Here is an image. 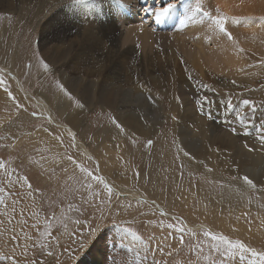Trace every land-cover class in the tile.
Segmentation results:
<instances>
[{"label": "rangeland", "instance_id": "1", "mask_svg": "<svg viewBox=\"0 0 264 264\" xmlns=\"http://www.w3.org/2000/svg\"><path fill=\"white\" fill-rule=\"evenodd\" d=\"M12 1L14 9L0 7V264H249L250 253L240 259L215 251L212 245L216 241L206 232L240 240L247 247L264 252V187L260 184L264 165H253L251 160V156L264 159V143L259 139L264 131L262 33L244 30V34L241 30L245 28L238 25L239 40L234 42L213 23L207 25L211 28L208 39L213 40L219 32V42L224 40L238 49L231 69L217 71L213 61L221 60V54L213 48L214 42L207 41V66L200 71L188 52L195 48L194 44L182 42L187 36L185 29H180L184 27L182 10L186 4L196 6L194 0H151V9H155L156 2L160 7L174 4L173 12H179L176 28L165 30L169 33L153 26L149 19L152 12L144 11L148 4L143 3L150 0H94V7L89 4L88 8L100 22L106 20L103 12H107L118 25L120 40L131 28L138 34L144 30L145 35L152 28L159 29L151 31L152 42H142L153 52L143 44L141 48L135 36L130 46L140 52L121 55L123 58L119 52L129 44L120 42L116 51L104 53L99 46L88 47L74 38L71 39L75 43L68 40L50 52L51 44L47 36L40 38L41 31H48L45 27L50 25L60 29L61 24L79 22L82 10L68 8L70 2L77 0ZM256 1L238 0V8H252L250 16H264V0ZM256 4L260 6L254 7ZM206 7L207 10L200 7L201 12L193 18H207L203 13L215 9L212 5L211 9ZM215 10L210 14L215 15ZM227 22L226 32L231 33ZM178 28L185 39L174 41ZM150 43H154L152 47ZM146 54L155 57L153 66L148 65ZM93 56L103 63L100 75L90 63ZM175 59L182 62L180 81L171 88L165 77ZM41 61L48 65L47 70ZM147 65L151 71L145 68ZM122 70L129 71L128 82L121 78ZM137 70L139 79L134 80L131 74ZM197 71L202 72V77ZM62 73L69 81L77 76L85 80L70 87L63 83ZM103 76L112 84L105 85ZM88 79L98 82L89 102L88 94L82 93L89 89ZM57 81L70 95L61 91ZM100 90L112 93L105 104L96 100ZM140 91L154 96L138 98L135 93ZM38 94L50 101L47 113L36 101ZM201 96L209 102L198 105L196 100ZM229 99L231 110L227 109ZM245 99L253 102L254 112L242 105ZM238 114L244 116V123ZM74 117L76 121L72 123ZM127 120L133 123L127 124ZM189 130L199 139L192 137ZM177 138L187 145H206V152L211 154L196 159L187 153L199 166L189 165L176 147ZM244 175L253 180L254 188L240 179ZM116 188L139 191V197L118 195Z\"/></svg>", "mask_w": 264, "mask_h": 264}, {"label": "bare ground", "instance_id": "2", "mask_svg": "<svg viewBox=\"0 0 264 264\" xmlns=\"http://www.w3.org/2000/svg\"><path fill=\"white\" fill-rule=\"evenodd\" d=\"M14 1H16V0H14ZM21 1V0H20ZM31 1V0H30ZM61 1V0H60ZM64 2H66V0H63ZM94 0H91V2H93ZM100 1V0H99ZM98 1V2H99ZM152 1H154V0H152ZM160 1H162V3H163V0H160ZM160 1H158V2H160ZM164 1H166V0H164ZM246 1V0H245ZM252 1V0H251ZM259 1V0H258ZM258 1H256V2H258ZM96 2H97V0H96ZM140 2V1H139ZM138 2V3H139ZM194 2H195V4H196V6H199V7H202L203 6V8L204 9H206L207 7L206 6H208V7H210V9H211V5H212V8L213 7H215V9H213V10H215V15H212V14H210L211 12L209 11V14L210 15H212V16H220V15H223V16H229V17H232V16H236V17H240V15H242V16H250L249 15V13L251 12V9L252 8H248V7H245V8H243V9H239L238 8V3L240 2H238V0H194ZM254 2V1H253ZM18 3H20V2H18ZM23 3V2H22ZM21 3V4H22ZM100 3V2H99ZM102 3V2H101ZM105 3V2H104ZM103 3V4H104ZM251 3V2H250ZM16 4H17V1H16ZM24 4V3H23ZM22 4V5H23ZM84 4H86L85 6H82L83 4L82 3H79V2H75V1H73V2H70L68 5H69V7L68 8H72V9H81L82 11H81V15H80V20H79V22H71V23H69V24H61V28L60 29H57L55 26H52V25H50V26H46L45 27V25H44V27L48 30V31H45L44 29L41 31V33L43 34L40 38L41 39H45L46 38V36H47V39H48V44H51V45H49V51L51 52L52 50H54V49H56L58 46L60 47V45L61 44H64V43H66L68 40H71V41H73L71 38H74L75 40H77V41H79V42H81V43H84V44H86L88 47H91L92 45H97V46H99L100 48H101V50H103L104 51V53H108L107 51H116V49L118 48V45L120 46V42H121V44H129V47H125V49H123V51L122 52H119V50H120V48H119V50H118V52H119V57L122 55H124V54H127V53H132V55L134 54V55H136V53L138 54V52H140V51H138V49H136V48H134L133 46H130V44L131 43H133L134 42V36H135V40L136 39H138L137 41V43H139L140 45V47L142 48V45L141 44H143L144 42L143 41H147V42H145V43H147L148 44V41L149 42H152L151 40H152V38L154 37L152 34H153V32H156V31H160L159 29H154V28H152L151 29V31H153V32H151V31H147V33H146V35H145V33L143 32V31H141L140 32V34L141 35H143V37L142 36H140V34H138V32L139 31H136V29H135V31L134 32H136L138 35L137 36H139L138 38H136L137 36L136 35H134V32H131V31H133L134 29H130L129 30V32H128V35L126 36V34H125V37H124V39H122V37H121V40H120V37L118 36L119 34H118V25H116L115 23H114V21H113V19L110 17V15L107 13V12H103V10H102V12H103V14L105 15V17H106V20L105 21H102V22H100V21H98L97 19H96V14L95 13H93L88 7H89V3H84ZM93 4H95V3H93ZM144 5H147L148 4V8L151 6V0H150V2L148 3V2H144L143 3ZM156 6H155V5ZM21 5V6H22ZM57 5V4H56ZM153 5L155 6L154 8H158V6L160 7V4H158V3H153ZM248 5V4H247ZM252 5V4H251ZM257 5V4H256ZM253 5L254 7H258V6H260V5ZM13 7V1L12 0H0V7ZM87 6V7H86ZM98 6V5H97ZM163 6V5H162ZM196 6H191L190 4H186L185 6H184V9L182 10V13H183V20H185L186 18H188V17H190L191 15H192V13H193V11H194V9H195V7ZM20 7V6H19ZM62 7V6H61ZM91 7V6H90ZM106 7V6H105ZM152 7V6H151ZM166 7V6H165ZM220 10V11H222L221 13L219 12V11H217L218 9ZM66 8V7H65ZM101 8H104V5H103V7H101ZM262 8H264V6L262 7ZM261 8V9H262ZM5 9H7V8H5ZM13 9H14V7H13ZM57 9V8H56ZM94 9H96V8H94ZM93 9V10H94ZM135 9V8H134ZM145 9V8H144ZM191 9V10H190ZM209 9V10H210ZM18 10V9H17ZM21 10V9H20ZM139 10H140V8H139ZM154 10V9H153ZM207 10V9H206ZM254 10V9H253ZM264 9H262L261 11H263ZM95 11V10H94ZM135 11V10H134ZM256 11V10H255ZM5 12H6V10H5ZM7 12H9V10L7 11ZM40 12V11H39ZM72 12V11H71ZM96 12V11H95ZM207 12V11H206ZM220 14H219V13ZM59 13V12H58ZM142 13V12H141ZM145 13V12H144ZM179 13V12H178ZM178 13L177 12H173V9H171L170 10V12H169V14L166 16L167 17V19L168 20H165V18H163L160 22H157L156 20H155V18H154V15H153V13H151V17L149 18L150 19V21H151V23H153V26H157V27H160V29L161 30H164V32H165V30L166 29H169V28H176V25L178 24ZM200 13V12H199ZM213 13V12H212ZM253 13V12H252ZM256 13V12H255ZM74 14V13H73ZM121 14V13H120ZM147 14V13H146ZM145 14V15H146ZM198 14V13H197ZM214 14V13H213ZM244 14V15H243ZM254 14V13H253ZM128 15V14H127ZM141 15V14H140ZM149 15V14H148ZM199 15H201V14H199ZM44 16V15H43ZM150 16V15H149ZM171 16H173V17H171ZM260 16H263V15H261V13H260V15H256V16H252V17H260ZM126 17V16H125ZM143 17V16H142ZM178 17V18H177ZM196 17V16H195ZM121 18H123L122 16H121ZM129 18V17H128ZM209 19V18H208ZM207 18H202V17H197V18H192V19H187V21L185 20V24H182L184 27H181L180 29H185V35L187 36V39H185V36L184 37H182V32H180V29L178 28V29H176V31H175V34H174V36H173V34H172V36L174 37V41H176V38H182V39H185V40H183L182 42H184V41H186V42H193V44H194V47L196 48H194V49H191V48H189L188 49V52H189V50H190V52H189V55H190V59L192 60V62L194 63V65H195V67H198L199 68V70L200 71H203V69H204V67H205V65H206V63L204 62V60L206 61V55L204 56V46L206 47V42L207 41H209V42H214L213 44V48H215V51H216V53L219 55V54H221V60H215V61H213L214 60V58L212 59V61H213V66H214V68L217 70V71H221V70H225V69H228V68H230V67H232V64H233V62H234V60L236 59V55H237V50H236V47L237 46H233L232 47V45L231 44H228L226 41H221V42H219L218 40L219 39H221V38H219L220 37V35H218L219 34V32H217L218 34L217 35H215V37L213 38V40H211V39H208V32H210V27L208 28V26L207 25H212L211 23L212 22H210L209 23V21L210 20H208ZM48 20H49V18H48ZM65 20V19H64ZM78 20V19H77ZM138 20V22H139V19H137ZM136 20V21H137ZM44 21V20H43ZM42 21V22H43ZM121 21V20H120ZM146 22H147V20H146ZM240 22H243L242 24H245L244 22L245 21H240ZM64 23V22H63ZM228 24H229V26L228 27H230L231 29V34H232V41H234V42H236V40L239 38L238 37V30H239V26H241L242 27V29L243 28H245V29H243V30H241L242 31V33H244V34H247L246 32H252V31H257V32H260V33H262L263 35H264V28H262L261 27V24H260V22L259 21H255V22H253V23H248V24H245V25H247L246 27H244L245 25H242L241 23V25L240 24H238V23H233L231 20H228V22H227ZM40 24V23H39ZM48 24V23H47ZM121 24L123 25V26H126V23H125V21L124 20H122L121 21ZM128 24V23H127ZM169 24H171L172 25V27H171V25H169ZM175 24V25H174ZM258 24L260 25V26H258ZM43 25V24H42ZM239 25V26H238ZM41 27V26H40ZM43 27V28H44ZM174 28V29H175ZM213 28V27H212ZM61 29H63V32L62 31H60ZM138 30V29H137ZM244 30H247L246 32L244 31ZM215 33H216V29H214L213 30ZM212 32V31H211ZM214 32H212L213 34H214ZM143 33V34H142ZM165 33H169V32H165ZM46 34V35H45ZM159 34H161V33H159ZM164 34V33H163ZM256 34V33H255ZM258 35V34H257ZM70 36V37H69ZM72 36V37H71ZM147 36V37H146ZM150 36H153L152 38H151V40H150ZM219 36V37H218ZM249 36H250V34H249ZM173 37H170V38H172L173 39ZM211 37V36H210ZM213 37V36H212ZM169 38V39H170ZM246 38V37H245ZM241 39V38H240ZM242 39H244V36H243V38ZM250 39H253L252 37L250 38ZM262 39V38H261ZM239 40V39H238ZM40 41V40H39ZM118 41H119V43H118ZM174 41H172V42H174ZM177 41H178V39H177ZM243 41V40H242ZM245 41V40H244ZM74 43H75V41H73ZM143 42V43H142ZM171 42V41H170ZM182 42H180V41H178V43H181L182 44ZM209 42H207V43H209ZM43 43V42H42ZM41 43V44H42ZM241 43V42H240ZM245 43V42H244ZM47 44V43H46ZM72 44V43H71ZM151 44V47H152V44H154V43H150ZM184 44V43H183ZM242 44V43H241ZM262 44V43H261ZM58 45V46H57ZM122 45V46H123ZM133 45V44H132ZM143 45H145L146 46V44H143ZM187 45V44H186ZM240 45V44H239ZM238 45V46H239ZM62 46V45H61ZM71 46V45H70ZM80 46H81V44H80ZM79 46V47H80ZM83 46V45H82ZM144 46V47H145ZM256 46H258V45H256ZM262 46H264V42H263V45ZM45 47H48V46H45ZM95 47V46H94ZM143 47V48H144ZM149 46L147 45L145 48H148ZM191 47V46H190ZM42 48H43V46H42ZM63 48H64V46H63ZM240 48H241V46H240ZM46 49V48H45ZM65 49V48H64ZM85 49V48H84ZM89 49V48H88ZM95 50H96V47L94 48ZM148 49H150V47L148 48ZM147 49V50H148ZM237 49H238V47H237ZM59 50V49H58ZM66 50V49H65ZM82 50V49H81ZM143 50V49H142ZM151 51H152V48L150 49ZM249 50V49H248ZM256 50V49H255ZM259 51H260V49H258ZM43 51H44V49H43ZM55 51V50H54ZM67 51V50H66ZM71 51V50H70ZM99 51H100V49H99ZM157 51H159V50H157ZM214 51V52H215ZM257 51V50H256ZM255 51V52H256ZM61 52V51H60ZM87 52V51H86ZM146 51H142V53L144 54ZM148 52V51H147ZM153 52V51H152ZM161 52H163V51H161ZM166 52H167V50H166ZM175 52V51H174ZM49 53V52H48ZM55 53V52H54ZM67 53H69V52H67ZM97 53V52H96ZM113 53V52H112ZM160 53V52H159ZM164 53V52H163ZM176 53V52H175ZM259 53V52H258ZM262 54H263V52H261ZM44 54V53H43ZM46 54V53H45ZM70 54H71V52H70ZM70 54H68V55H70ZM157 54V53H156ZM162 54V53H161ZM161 54H159V55H161ZM170 54V53H169ZM57 55H58V53H57ZM91 55V54H90ZM96 56H97V54H95ZM100 55V54H99ZM114 55V54H113ZM129 55V54H128ZM128 55H126V57L128 56ZM188 55V54H187ZM51 56V55H50ZM96 56H93V58L91 59L92 60V62H90L91 64H92V67L95 69V72L96 73H99V75L101 74V66L103 65V63L101 62V61H99V60H95L97 57ZM121 56V57H122ZM130 56V55H129ZM138 56V55H137ZM146 57H147V54L145 55ZM47 58V57H46ZM84 58V57H83ZM112 58V57H111ZM115 58H116V56H115ZM123 58V57H122ZM131 58V57H130ZM138 58V57H137ZM148 59L147 60H149V62H148V65H152L153 66V64L151 63V61L153 60V58H155V57H147ZM93 59H94V61H93ZM127 59V58H126ZM128 59H129V57H128ZM140 59H142V58H140ZM159 59V58H158ZM211 59V58H210ZM116 60H118V59H116ZM122 61H123V59H121ZM125 60V59H124ZM138 60V59H137ZM82 61H83V59H82ZM131 61V60H130ZM129 61V62H130ZM162 61V60H161ZM97 62H100V64L99 63H97ZM106 62H108V61H106ZM118 62H120V61H118ZM118 62H117V64H118ZM124 62V61H123ZM156 62V61H155ZM155 62H153V63H155ZM256 62V61H255ZM254 62V63H255ZM81 62H79V64H80ZM83 63H85V62H83ZM114 63V62H113ZM126 63H128V62H126ZM131 63H133V62H131ZM131 63H128V65L129 64H131ZM53 64V63H52ZM123 64V63H122ZM122 64H119L118 66H121ZM158 64V63H157ZM190 64V63H189ZM257 64V63H256ZM57 65V64H56ZM55 65V66H56ZM85 65V64H84ZM86 65H88V62H87V64ZM142 65V64H141ZM148 65L145 67V68H147V70H152V69H149L148 68ZM183 65H184V62H183ZM258 65V64H257ZM257 65H256V67H257ZM118 66H116V67H118ZM140 66V65H139ZM143 66V65H142ZM181 66H182V62L181 61H178L177 59H175L174 60V63H173V65L171 66V68H170V70H169V75H167L166 77L165 76H161V77H165L168 81H167V83H169L170 85H171V88H172V86H174V85H176L179 81H180V73H179V71H180V68H181ZM207 66V65H206ZM260 66H261V63H260ZM85 67V66H84ZM88 67H90V66H88ZM110 67V66H109ZM123 67H125V66H123ZM130 67V66H129ZM254 67V66H253ZM252 67V68H253ZM91 68V67H90ZM128 68V67H127ZM133 68V67H132ZM137 68H138V66H137ZM117 69V68H116ZM123 69V68H122ZM131 69V68H130ZM143 69V68H142ZM231 69V68H230ZM248 69V68H247ZM249 69H251V68H249ZM124 70H126V69H124ZM134 70H136V69H134ZM253 71H254V68L252 69ZM94 71V70H93ZM110 71H113V69L112 70H110ZM116 71V70H115ZM139 70H137V71H132L133 73V75L131 74V76H133V78H134V80H136V78L135 77H137L138 75H139V72H138ZM91 73H92V71H90ZM117 72V71H116ZM122 72H123V70H122ZM129 71H124L123 73H122V75H123V77L121 76V78H123V79H126L125 81L126 82H128L127 80V78L130 76V74L128 73ZM142 72V71H141ZM145 72V71H144ZM109 73H111V72H109ZM114 73V72H113ZM146 73V72H145ZM171 73V74H170ZM197 73H198V75L200 76V77H202V72H199V71H197ZM246 73V72H245ZM252 73V72H251ZM250 73V74H251ZM148 74H149V71H148ZM249 74V73H248ZM91 75V74H90ZM107 75V74H106ZM117 75V74H116ZM121 74H119L118 76H120ZM134 75H136V76H134ZM206 75L207 76H209V77H211V78H213L214 76L213 75H211V74H209V73H206ZM112 76V75H111ZM110 76V77H111ZM62 77H63V79H62V81H63V83L65 84V85H67V86H72V85H81L82 83H83V79L84 78H82L81 76H77L76 78H72V80H67V78H66V76L62 73ZM96 78V77H95ZM99 78H100V76H99ZM119 78V77H118ZM133 78H131V79H133ZM112 79H114V78H112ZM130 79V80H131ZM139 78L137 77V80H138ZM153 79H154V81H160L159 79H156L155 77H153ZM85 80V79H84ZM89 81H88V83L90 84V86H88L89 87V89L88 90H82V93H87L88 94V100H87V102H89L93 97H94V90H95V85L97 86L98 84V82H97V80H94V79H88ZM117 80H119V79H117ZM101 81L103 82V83H105V85H107V84H112V80L111 81H108V79H107V76L105 77V76H103V77H101ZM115 81V80H114ZM123 81V80H122ZM119 82L121 83V81L119 80ZM119 82H118V85H121V84H119ZM115 83V82H114ZM116 83H117V81H116ZM88 84V85H89ZM123 84H126V83H123ZM162 84V83H161ZM168 84V85H169ZM117 86V85H116ZM115 85H114V87L118 90V88L116 87ZM164 86V85H163ZM229 86V85H228ZM112 87V86H111ZM113 87V88H114ZM121 87V86H120ZM97 88V87H96ZM99 88H101V87H99ZM105 89H106V87H104ZM103 88V89H104ZM122 88H124V85H123V87ZM128 88V87H127ZM131 88V87H130ZM72 89V88H71ZM110 89V88H109ZM112 89V88H111ZM134 89V88H133ZM170 88L169 87H167V90H169ZM116 90V91H117ZM181 90L183 91V89L181 88ZM115 91V90H114ZM115 91V92H116ZM78 92H81V91H78ZM185 92V91H184ZM105 93H107V91L106 90H104V92H103V90L101 91H99V94H98V98L96 99V100H98L101 104H105L106 103V101L108 100V98L110 97V98H112V93H111V91L109 92L111 95H109V94H105ZM122 93H124V91L122 92ZM116 94V93H115ZM118 94H120V93H118ZM128 94V93H127ZM131 94V93H130ZM136 94V97H138V98H142V99H149V96H150V98H152L153 96H154V94H153V96L152 95H150L149 93H145V92H136L135 93ZM59 95V94H58ZM114 95V94H113ZM121 95V94H120ZM170 95V94H169ZM123 96V95H122ZM126 96V95H125ZM79 97V96H78ZM82 97V96H81ZM116 97V96H115ZM120 97V96H119ZM133 97V96H132ZM168 97H171V96H168ZM123 98V97H122ZM113 99H115L114 98V96H113ZM82 100V99H81ZM117 100V99H116ZM36 101H37V103H38V105H39V107L41 108V109H43L46 113L48 112V105L50 104V101L46 98V96L45 95H43V94H38L37 96H36ZM65 101V100H64ZM112 101H114V100H112ZM122 101V100H121ZM174 101V100H173ZM125 102V101H124ZM125 103H127V102H125ZM85 104V103H84ZM96 104V103H95ZM122 104V103H121ZM144 104V103H143ZM57 105H59V104H57ZM67 105V104H66ZM65 105V106H66ZM154 106V105H153ZM59 107V106H58ZM87 107H88V104H87ZM134 107V106H133ZM149 108L151 107V108H153L152 106H148ZM154 107H156V106H154ZM50 108H51V106H50ZM53 108V107H52ZM63 108V107H62ZM90 108V107H89ZM123 108V107H122ZM131 108V107H130ZM139 108V107H138ZM60 109V108H59ZM127 109V108H126ZM133 109V108H132ZM175 109V108H174ZM66 110V109H65ZM70 110V109H69ZM152 110V109H151ZM150 110V111H151ZM154 112V111H153ZM76 113V112H75ZM146 113H147V111H146ZM173 113V112H172ZM126 114V113H125ZM131 114H133V115H135L136 114V112H132ZM148 114H149V110H148ZM153 114V113H152ZM233 114V113H232ZM67 115V114H66ZM130 115V114H129ZM149 115H151V114H149ZM154 115V114H153ZM171 115V114H170ZM65 116V115H64ZM74 116H75V114H74ZM77 116V115H76ZM82 116V115H81ZM119 117H123V115H119ZM68 118V117H67ZM165 118H167V117H165ZM127 119V118H126ZM157 119H159V118H157ZM132 120V119H131ZM71 121H73L72 123H75V121H76V119H75V117L71 120ZM120 122H123V121H120ZM77 123V122H76ZM80 123V122H79ZM126 123L128 124V123H131V122H129V120H127L126 121ZM124 124L123 126L124 127H126L127 126V124ZM133 123V122H132ZM131 123V124H132ZM74 124H72V126H73ZM130 125V124H129ZM160 125V124H159ZM74 127H76L75 125H74ZM82 127V126H81ZM135 127V126H134ZM67 128H68V130H70V132L71 133H74V130H73V128L71 127L70 128V126H67ZM128 129V128H127ZM127 129H125L124 131H126ZM132 129V128H131ZM135 129H137V128H135ZM139 129V128H138ZM137 129V130H138ZM79 130V129H78ZM135 131V130H134ZM206 131V130H205ZM133 132V131H132ZM139 132V131H138ZM145 132V131H144ZM201 132V131H200ZM111 133V132H110ZM127 133V132H126ZM140 133H142V132H140ZM189 134H191V136L192 137H194V138H198L196 135V133H194V134H192L191 133V131L189 130V132H188ZM132 134V133H131ZM130 134V135H131ZM139 134V133H138ZM75 135V134H74ZM203 135H205V134H203ZM109 136V135H108ZM200 136V135H199ZM116 137V136H115ZM123 137V136H122ZM177 137V136H176ZM202 138V137H201ZM107 139H109V138H107ZM119 139H120V137H119ZM184 139V138H183ZM199 139V138H198ZM101 140H103V139H100V141ZM186 140V139H185ZM203 140V142L204 143H206V141L204 140V139H202ZM107 141V140H106ZM119 141V140H118ZM196 141V140H195ZM111 143H112V141H110ZM187 142V141H186ZM200 142H201V140H200ZM199 142V140H198V143H200ZM104 143V142H103ZM189 143V142H188ZM214 143V141L212 142V144ZM100 144H102V143H100ZM104 144H106V145H108V144H110V143H108L107 144V142L106 143H104ZM192 144V143H191ZM191 144H189V145H187V143H184L183 141H182V139H180V138H177V142H176V147L178 148V151L180 150V153H183L184 155H185V153H188L191 157H196V159H199V158H201V157H203L204 155L203 154H211L210 152H206V150H207V147H206V149H205V146L204 145H202L201 147H198V146H194V145H191ZM211 144V145H212ZM79 145V144H78ZM113 145V147H114V143L112 144ZM211 145H209V146H211ZM81 146V145H80ZM105 146V145H104ZM111 146V145H110ZM119 146H120V143H119ZM254 146V145H253ZM116 147H118V146H116ZM105 148H107V147H105ZM210 148V147H209ZM120 149V148H119ZM159 149H161L160 147H159ZM107 150H109V149H107ZM103 151V150H102ZM239 151V150H238ZM108 152V151H107ZM111 152V151H110ZM110 152H108V153H110ZM160 153V152H159ZM162 153H163V151H162ZM242 153V152H241ZM111 154V153H110ZM156 154V153H155ZM164 154H165V152H164ZM163 154V155H164ZM181 155V154H180ZM215 155V154H214ZM213 155V156H214ZM238 155V154H237ZM190 156H188V155H185V157H186V160H187V163L189 164V165H196V166H199L198 165V163L196 164V162L193 160V158L192 159H190L191 157ZM219 156V155H218ZM256 157V156H255ZM259 157V156H258ZM234 158H239L238 156H234ZM251 160L253 161L252 163H253V165H255V164H262V165H264V159H261V158H253L252 156H251ZM168 161V160H167ZM234 161H236V162H238V160L237 159H234ZM168 163V162H167ZM217 163V162H216ZM233 163V162H232ZM200 164V163H199ZM249 164V163H248ZM219 165V164H218ZM221 165H222V163H221ZM171 166V165H170ZM225 166V165H224ZM252 167V166H251ZM214 168V167H213ZM212 168V169H213ZM215 168H217V167H215ZM258 168V167H257ZM234 170H236V168L234 169ZM242 171V170H241ZM255 172V171H254ZM249 175V174H248ZM264 177V173H262V175H261V178H263ZM218 178V177H217ZM261 180V179H260ZM230 183V182H229ZM260 183V182H259ZM261 186L262 187H264V178L261 180ZM117 189V188H116ZM139 191H133V190H129V189H126V188H121V189H117V193H118V195H121V194H131V195H134V196H136V197H139V193H138ZM157 206V205H156ZM255 206V205H254ZM159 207V206H158ZM191 228V227H190Z\"/></svg>", "mask_w": 264, "mask_h": 264}, {"label": "snow or ice", "instance_id": "3", "mask_svg": "<svg viewBox=\"0 0 264 264\" xmlns=\"http://www.w3.org/2000/svg\"><path fill=\"white\" fill-rule=\"evenodd\" d=\"M77 2L79 3H89L91 7H94V5L91 4V0H77ZM175 5L174 4H168L166 7H158L155 8L154 10L151 8H145L144 11L147 12H152L154 15V18L157 22H160L164 17H166L170 10L172 8H174ZM201 12V8L199 6L195 7L192 15L186 19H192L197 13ZM204 17L209 18L212 23L218 27L220 32L226 33V35L228 36L229 39H232L231 33H227L226 32V28H225V22L228 20H231L233 23H239L240 21H245L247 23H253L256 20H259L260 24L262 26H264V16H260V17H252V16H241V17H236V16H211L208 12H204L203 13ZM185 20L181 21V24H184ZM42 66L45 68V70L48 69V65L46 63H44L43 61H41ZM3 81H0V83H2ZM57 86L61 89V91H64L66 95H70L69 93H67V91L64 89L63 85H61L59 83V81H57ZM204 88H207V85L203 86ZM213 91H215L213 89ZM9 95H11L9 93ZM208 98L206 96H201L196 100V103L198 105H201L202 103H208ZM242 105H247L249 107L252 108V111H255V107L253 105V102L250 100H243L242 101ZM233 107V104L231 102V100L229 99L228 103H227V109L231 110ZM202 110V109H201ZM35 115V113L33 114ZM238 118L239 120L244 123L245 122V118L243 115L238 114ZM115 122V121H114ZM117 127H120L119 124H117ZM262 128H264V126H262ZM235 129H233V132L235 133ZM259 139L261 141V143H264V131H261V134L259 135ZM151 143V141H149V144ZM185 155H187V153H185ZM69 159H71V157H69ZM0 167H3L2 164H0ZM97 179H99L97 177ZM233 179H236V177H233ZM240 179H242L248 186L250 187H255V184L253 183V180H251L247 175H244L242 177H240ZM109 191H111V189H109ZM169 227H174V225H169ZM179 231H183L182 228L178 229ZM134 235V234H133ZM206 236H211V239L213 241H216V243H214L212 245L213 249L217 252H221L222 255H228V256H239L240 259L244 258V254L245 253H250V256L252 257V259L249 261V264H264V252H258L255 249H251L249 247H247L244 243H242L240 240H230L228 239L226 236L224 235H212L211 233H205Z\"/></svg>", "mask_w": 264, "mask_h": 264}]
</instances>
